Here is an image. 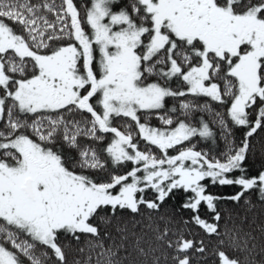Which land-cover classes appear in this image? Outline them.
Wrapping results in <instances>:
<instances>
[{
  "label": "snow or ice",
  "instance_id": "1",
  "mask_svg": "<svg viewBox=\"0 0 264 264\" xmlns=\"http://www.w3.org/2000/svg\"><path fill=\"white\" fill-rule=\"evenodd\" d=\"M259 132L264 0H0V264H244L218 202L264 203Z\"/></svg>",
  "mask_w": 264,
  "mask_h": 264
},
{
  "label": "trees",
  "instance_id": "2",
  "mask_svg": "<svg viewBox=\"0 0 264 264\" xmlns=\"http://www.w3.org/2000/svg\"><path fill=\"white\" fill-rule=\"evenodd\" d=\"M59 2V0H57ZM78 8L80 10L81 16L84 15V4L81 0L78 2ZM175 87V84H173ZM173 102L169 100L168 106L172 107ZM207 115V114H203ZM210 120L211 118L208 117ZM151 125L162 127L159 120L153 116L150 120ZM116 126H121V120L115 121ZM237 138L242 136L241 132H237ZM196 143V141H193ZM143 142H141V147L143 148ZM198 150L203 149L208 151L213 150L214 154H219V152L224 151L223 140L219 139V143H213L212 141H199L197 144ZM169 154H175L171 150ZM261 163H264V132H259L252 138V149L250 152L248 166L250 174H255L256 170L260 167ZM129 168L132 165L129 163ZM237 189L232 186H209V191L216 195L227 196L233 194ZM147 198H152L153 193L147 192ZM185 199V194L182 191H177L174 196L168 200L165 204V208L168 209V215L173 216V227L182 228L183 219L190 215L189 212L183 211L180 208V204ZM249 201L245 203L243 200L238 204L228 200H221L218 202V210L222 213L223 219L221 220V230L235 229L240 232L241 235L248 234L251 237V243L255 245L254 250L250 257L247 254L240 256L244 264H248L249 259H255L261 255H264V203H262L255 194H249L246 196ZM209 251L207 255H212L213 250L217 247V241L215 239H206ZM226 251L231 254V250L225 248ZM247 257V258H246ZM79 259V256H76ZM73 259V254H69V260ZM133 257H129V260ZM193 264H204L203 259L199 256H193ZM163 260V258H162ZM207 264H213L212 260H208ZM258 264V261H257Z\"/></svg>",
  "mask_w": 264,
  "mask_h": 264
},
{
  "label": "flooded vegetation",
  "instance_id": "3",
  "mask_svg": "<svg viewBox=\"0 0 264 264\" xmlns=\"http://www.w3.org/2000/svg\"><path fill=\"white\" fill-rule=\"evenodd\" d=\"M79 1L80 0H74V2L76 3V5L78 4ZM81 2H83V4H84V12H85V5L87 4L88 0H81ZM77 7H78V5H77Z\"/></svg>",
  "mask_w": 264,
  "mask_h": 264
},
{
  "label": "rangeland",
  "instance_id": "4",
  "mask_svg": "<svg viewBox=\"0 0 264 264\" xmlns=\"http://www.w3.org/2000/svg\"><path fill=\"white\" fill-rule=\"evenodd\" d=\"M87 4H88V2H87ZM169 107H171V106H169Z\"/></svg>",
  "mask_w": 264,
  "mask_h": 264
}]
</instances>
